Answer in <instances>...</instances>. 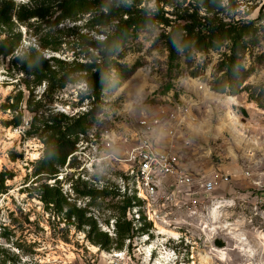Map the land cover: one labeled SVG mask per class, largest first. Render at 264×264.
Returning a JSON list of instances; mask_svg holds the SVG:
<instances>
[{
    "label": "rangeland",
    "instance_id": "1",
    "mask_svg": "<svg viewBox=\"0 0 264 264\" xmlns=\"http://www.w3.org/2000/svg\"><path fill=\"white\" fill-rule=\"evenodd\" d=\"M13 1L50 6L53 12L25 24L12 16L8 31L0 32V39L9 35L8 47L16 44L11 54L0 53V172L5 171L0 187V264H264V247L255 246L264 239L259 236L264 234V109L260 107L264 101V0H235L231 7L226 0H216L220 17L253 20L259 27L256 42L238 52L235 66L234 83L242 78L241 86L250 89L252 96L245 90L237 95L212 90L224 72L220 60L228 47L188 53L178 45L170 53L161 34L169 27L159 25L139 31L119 46L107 85L95 100L86 96L89 91L82 72H71L63 88L43 93L47 83L35 85L33 77L21 71L20 61L12 60L14 56L24 60L34 47L45 57L90 61L98 53L90 43L104 37L100 31L110 32L109 26L90 22V13L74 20L58 19L59 0ZM142 1V6L168 11L174 25L183 23L186 18L182 17L195 8L205 14L200 0H159L158 6L155 0ZM55 38L56 51L42 48L41 41ZM228 96L236 101L229 104ZM92 108L96 122L79 136L74 149L91 152V132L98 136L103 129L113 128L120 133L136 128L142 117H157L152 136L159 147L175 150L195 176L219 171L228 174L229 180L208 193L195 214L189 212L187 196L176 198L174 205L168 193L160 194L158 215L153 221L145 220L151 225L144 231L136 230L144 220L136 221L135 213L125 209V219L132 221L131 238L120 249L114 244L100 248L88 240L89 227L77 228L79 220L68 213L80 210L81 220L90 218L100 231L116 238L115 219L124 207L123 180L125 186L128 181L115 161L86 166L74 156L69 164L67 158L63 165L54 164L58 172L51 180L43 176L36 182L34 175L44 141L52 133L45 124L58 120L61 113L71 116ZM229 115L234 117L236 131L229 127ZM69 149L70 145L65 151ZM42 183L51 202L41 199ZM193 188L200 189L198 180ZM88 190H105L108 195L84 194ZM216 205L220 207L213 213ZM230 228L244 234L249 241L245 249H254L253 255L228 233Z\"/></svg>",
    "mask_w": 264,
    "mask_h": 264
},
{
    "label": "trees",
    "instance_id": "2",
    "mask_svg": "<svg viewBox=\"0 0 264 264\" xmlns=\"http://www.w3.org/2000/svg\"><path fill=\"white\" fill-rule=\"evenodd\" d=\"M155 1L158 6L159 0ZM234 1L226 0L227 6H235ZM142 2V0H59L55 5L60 12L57 16L58 19L69 18L74 20L77 15L90 13L92 15L89 19L90 22L100 27L109 26L110 32L100 31L104 37L90 43L92 48L98 49L97 55L91 57L90 61L67 62L55 56L45 57L41 51L30 47L26 56H24L26 57L24 60L14 56L12 61H20L21 71L27 76H32V82L35 85H40L42 82L47 83L43 93L49 94L63 88L65 82L69 81L68 78L71 72H82L83 75L80 77L86 83L89 91L86 96L95 100L99 99L107 85L110 65L116 62L113 55L119 46L143 29L163 25L169 27L168 32L163 31L161 34L170 53L178 45H181V48L188 51V53L195 50L203 52L219 50L222 45L228 47V52H222L220 60V66L223 67L224 72L213 83L212 90L218 93L226 92L229 95H237L242 90L247 92L250 90H247L245 85L241 86L242 78L236 84L234 81L238 52L246 51L257 40L259 27L255 25L253 20H225L224 17L218 15L221 12L218 1L200 0L201 6L205 8V14H198L197 8H195L188 16L182 17L186 18L183 23L174 25L172 23L174 19L166 15L168 11L161 7L148 8L145 6L146 3L142 6ZM50 10V6L31 7L28 3L16 4L13 0H0V32L8 31L10 24L13 22L11 20L12 16L20 24H25L31 18H46L52 14L53 11L50 12ZM261 28L263 31L261 38L264 40V27ZM41 42L42 48L57 50L55 44L58 40L56 38L52 41ZM8 44L9 35L0 39V53L9 55L15 50V42L14 46L11 47H8ZM248 95L252 96L249 92ZM254 96H257V93ZM251 99L256 101L258 98L252 97ZM260 107L264 109V101ZM92 110L93 108L86 113H74L71 116L61 113L58 120L54 119L50 125L45 124L47 128H51L52 133L49 136L50 140L44 141L45 148L42 157L36 161L38 163L34 171L36 182L43 176L50 179L56 175L58 171L54 164L63 165L68 154L74 150L80 134L86 133L96 122ZM19 123L20 118L18 117L14 124ZM68 145H70V149L65 151ZM4 172H0V187L2 189ZM39 187L42 201L51 202L48 187L43 183ZM84 194L100 196L108 195V192L105 190H88ZM123 196V213L115 219L114 233L116 238L114 240L106 232L100 231L96 223L90 218L81 220L80 218L83 215L80 210L70 211L68 216H73L79 220L77 228L81 227L80 224L89 227L86 236L92 243L104 249H109L114 244L116 249H120L124 240L131 238V232L133 231L132 221L125 219L124 211L133 205L132 200L134 197ZM140 219L144 220L142 213ZM146 225L150 226L151 223H146L144 220V223L136 230L144 231Z\"/></svg>",
    "mask_w": 264,
    "mask_h": 264
},
{
    "label": "built area",
    "instance_id": "3",
    "mask_svg": "<svg viewBox=\"0 0 264 264\" xmlns=\"http://www.w3.org/2000/svg\"><path fill=\"white\" fill-rule=\"evenodd\" d=\"M159 120L157 117H142L136 128H128L120 133L113 128L103 129L98 136L91 132L92 151L85 152L75 148L67 156V164L71 157L77 156L86 166L107 160L115 161L117 169L128 181L125 186L123 180L121 194L134 197L133 205L127 210L131 209L135 213L136 221L140 220L141 213L144 220L153 221L154 216L158 215L159 195L163 193H168V199L174 201V205L176 198L187 196L189 212L195 214L204 197L230 178L228 174L219 171L211 175L199 173L195 176L184 166L175 150L159 147L152 136ZM75 145L79 146L78 143ZM115 148L118 152L114 151ZM64 176L65 174L58 177L63 179ZM196 180L200 189L193 188Z\"/></svg>",
    "mask_w": 264,
    "mask_h": 264
},
{
    "label": "bare ground",
    "instance_id": "4",
    "mask_svg": "<svg viewBox=\"0 0 264 264\" xmlns=\"http://www.w3.org/2000/svg\"><path fill=\"white\" fill-rule=\"evenodd\" d=\"M236 100H235V97L234 96H228L227 97V102L229 103V104H231V103H234ZM228 124H229V127L233 130V131H236V129L237 128H235V124H236V122H235V120H234V117L232 116V115H229V117H228ZM219 207V205H216L214 208H213V213H216L217 212V208ZM228 233H231V234H233L235 237H236V239L241 243V245H243L244 246V249H245V246H246V244H248L249 243V241H248V243L245 241V238H244V234L241 232V231H235V230H232V228H230V231L228 232ZM259 235V234H258ZM261 238L263 237L264 238V234H261V235H259ZM238 242V243H239ZM259 245V246H258ZM255 246H257L258 248H261V250H262V248L264 247V239H263V241H259V243H255ZM256 248V247H255ZM243 249V250H244ZM246 250V252H247V254L248 255H253V253L255 252V250L254 249H251L249 246L245 249ZM259 250V249H258ZM203 264H205V262L203 263Z\"/></svg>",
    "mask_w": 264,
    "mask_h": 264
}]
</instances>
